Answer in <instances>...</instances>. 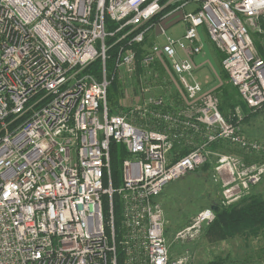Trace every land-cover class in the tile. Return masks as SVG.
I'll return each mask as SVG.
<instances>
[{"label":"built area","instance_id":"1","mask_svg":"<svg viewBox=\"0 0 264 264\" xmlns=\"http://www.w3.org/2000/svg\"><path fill=\"white\" fill-rule=\"evenodd\" d=\"M170 10H183L179 37L163 24ZM153 29L165 41L140 62L166 59L184 101L170 106L149 96L112 114L109 50L119 45L114 74L132 80L135 45ZM203 30L224 55L231 85L264 117V57L254 38L264 37V0H0V264H119V247L124 264H193L187 252L171 253L157 200L166 185L215 153L222 206L264 178V161L211 148L227 142L264 157V141L242 129V108L227 117L219 94L195 74L189 56L202 53ZM98 59L100 78L87 71ZM112 141L129 154L117 188ZM177 146L190 150L179 155ZM114 193L122 204L119 237ZM215 217L212 207L202 210L176 240L196 239Z\"/></svg>","mask_w":264,"mask_h":264},{"label":"rangeland","instance_id":"2","mask_svg":"<svg viewBox=\"0 0 264 264\" xmlns=\"http://www.w3.org/2000/svg\"><path fill=\"white\" fill-rule=\"evenodd\" d=\"M184 29L185 24L179 22L167 31L168 34L179 37L183 34ZM157 31L149 33L144 45H141L139 49L135 47L137 72L133 75V79L123 81L117 77L116 81L119 88L121 87V93L117 101L118 110L115 113L125 112L124 114H126V111L133 105L142 102L149 96L162 97L168 101L169 105L171 101L174 104L184 101L182 87L172 71H169L170 64L166 59L158 57L155 63L150 66L140 62L143 54L148 53L156 41H160V43L165 41L163 36H159L158 40L155 39ZM254 38L260 54L264 57V37L254 35ZM210 56V50L206 47L198 57V61H204L203 64L197 62L201 66V80L206 88L213 89L219 94L221 101L227 102L228 100L229 104H235L224 107L225 113L230 116L233 107L240 106L242 101L228 80V75L222 66L221 53L218 52L217 59H212ZM213 60L217 62V65L213 63ZM157 63L159 64L158 68ZM136 78L137 82L134 80ZM109 109H111L110 103ZM244 117L241 124L245 134L251 139L263 142L264 139H259V128H257L264 125L262 114H251L248 119ZM211 148L217 153H230L242 157L248 163L264 161L263 155L248 153L227 142L213 143ZM216 156V153L213 154L207 165L205 164L206 166L167 184L157 199L164 212L166 236L171 253L178 256L187 252L193 264H210L212 261L213 264L214 262L215 264H264V229L257 235L244 233L218 243H211L206 234L207 228H205L203 233L194 240L184 243L176 240L177 233L189 226L202 210L214 205H221L222 187L220 179L215 174ZM257 194L264 198V178L250 190L247 197Z\"/></svg>","mask_w":264,"mask_h":264},{"label":"trees","instance_id":"3","mask_svg":"<svg viewBox=\"0 0 264 264\" xmlns=\"http://www.w3.org/2000/svg\"><path fill=\"white\" fill-rule=\"evenodd\" d=\"M109 43H113L115 38L107 39ZM145 43V42H144ZM144 43H140L135 45L138 49ZM119 45L113 46L109 53L111 57L107 60V73L111 79L110 85L108 87V100L111 105L110 111L115 113L118 110L117 101L119 99L121 93V87L119 88V84L116 81L118 78L114 74V64L115 58L118 52ZM142 51V50H141ZM140 57V54H139ZM221 57L223 60L224 55L221 53ZM222 62V61H221ZM157 68L159 64H156ZM88 72H92L96 74L98 78L101 77L102 74V60L98 59L94 63H92L88 69ZM136 82L138 79H134ZM233 87V86H232ZM234 88V87H233ZM137 89V88H136ZM234 90L238 93L237 89ZM239 95V93H238ZM240 97V95H239ZM241 98V97H240ZM241 105L244 115H246V119H248L251 114H256L250 112L248 106L241 99ZM230 101H221V111L228 117L225 113L224 107H228L227 105L234 106L235 104H229ZM225 103V104H224ZM225 105V106H224ZM237 106L233 107L232 113ZM244 117V118H245ZM235 119V117L233 118ZM175 152H179V155H184L189 152V148H182L177 146ZM110 155H111V169H112V181L113 187L117 188L122 183V164L123 161L129 156L124 145L120 143H116L114 141L111 142L110 145ZM207 165V163H206ZM204 165V166H206ZM108 179L105 181V185L108 186ZM246 197V198H245ZM243 200L238 201V203H234L229 206L218 205L215 211L216 217L213 222H211L207 228V236H209V240L211 243H218L222 240L229 239L230 237H234L236 235H243L247 233L248 235H257L262 229H264V198L260 195H252L251 197L245 196ZM106 209L109 207V196H106ZM114 201V210H115V224L117 228L118 237L120 235V225H121V212H122V204L120 200V196L116 193L113 195ZM118 261L119 264H124V255L121 248H118ZM213 264V261L210 262ZM215 264V262H214Z\"/></svg>","mask_w":264,"mask_h":264},{"label":"crops","instance_id":"4","mask_svg":"<svg viewBox=\"0 0 264 264\" xmlns=\"http://www.w3.org/2000/svg\"><path fill=\"white\" fill-rule=\"evenodd\" d=\"M192 8H194V5H189V6H187L186 8H185V10H191ZM173 11V10H172ZM171 10L168 12V11H166L167 13L165 14V18L163 19V24L166 26V28L167 29H171L174 25H176L177 23H179V22H182V16H183V10H176V11H173L172 12ZM183 23V22H182ZM185 30V29H184ZM153 31H155V29H153L151 32H150V34L153 32ZM158 32V31H157ZM184 32V31H183ZM201 36H202V38H203V44H204V46H203V48L205 49L206 47H207V49H209L210 50V54H211V56L210 57H212V59H217V55H218V52H219V50L216 48V46L214 45V43H212L211 41H210V39L208 38V35L206 34V31L205 30H203V31H201ZM158 37H159V34L157 33V37L155 38V39H157L158 40ZM156 42H160V41H156ZM204 49L202 50V52L204 51ZM220 53V52H219ZM187 53L186 52H181V55H186ZM201 55V53L200 54H198V55H191V56H189L192 60H193V62H194V65H195V74H196V76H197V78L203 83V81L201 80V78H202V76H201V74H200V65L197 63V62H200V63H202L203 64V62L202 61H198V57ZM218 61V60H217ZM213 63L215 64V65H217V62L215 61V60H213ZM213 63L211 64V66L213 65ZM200 74V75H199ZM201 76V77H200ZM229 80V79H228ZM204 84V83H203ZM231 84V83H230ZM205 85V84H204ZM257 128H259V139H264V125L263 126H259V127H257ZM256 138H258V137H256Z\"/></svg>","mask_w":264,"mask_h":264},{"label":"water","instance_id":"5","mask_svg":"<svg viewBox=\"0 0 264 264\" xmlns=\"http://www.w3.org/2000/svg\"><path fill=\"white\" fill-rule=\"evenodd\" d=\"M212 208H213L214 210H216V209H217V206H216V205H214Z\"/></svg>","mask_w":264,"mask_h":264}]
</instances>
